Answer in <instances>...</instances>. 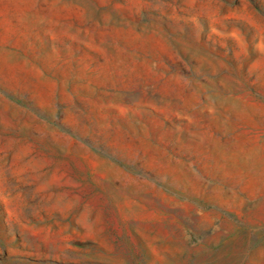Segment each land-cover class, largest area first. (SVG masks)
<instances>
[{
	"label": "rangeland",
	"instance_id": "374dc122",
	"mask_svg": "<svg viewBox=\"0 0 264 264\" xmlns=\"http://www.w3.org/2000/svg\"><path fill=\"white\" fill-rule=\"evenodd\" d=\"M0 264H264V0H0Z\"/></svg>",
	"mask_w": 264,
	"mask_h": 264
}]
</instances>
